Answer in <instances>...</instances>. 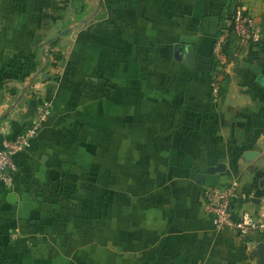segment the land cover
<instances>
[{"label":"crops","instance_id":"0c3cea01","mask_svg":"<svg viewBox=\"0 0 264 264\" xmlns=\"http://www.w3.org/2000/svg\"><path fill=\"white\" fill-rule=\"evenodd\" d=\"M238 5L264 39V0H0V147L49 110L0 185V264H256L264 234L202 210L234 182L233 214L264 220V56Z\"/></svg>","mask_w":264,"mask_h":264},{"label":"built area","instance_id":"2783aa9c","mask_svg":"<svg viewBox=\"0 0 264 264\" xmlns=\"http://www.w3.org/2000/svg\"><path fill=\"white\" fill-rule=\"evenodd\" d=\"M227 25L231 27L233 33L243 42H257L261 39L262 31L253 20V17L246 12L245 7L238 5L229 15ZM227 35V29L221 30L214 39L212 54L222 61V45ZM210 93L212 99L217 97V86L211 84ZM48 107L41 103L37 106L34 116L29 124L9 139H3L0 148V185L4 188L10 187L12 174L15 170L13 156L23 150L30 140L39 130L41 123L47 118ZM234 182L222 187L205 188L202 195V210L208 217L215 229H229L238 237H244L251 232L258 235L264 234V220L255 217L247 211H240L233 214L232 202L239 197Z\"/></svg>","mask_w":264,"mask_h":264},{"label":"water","instance_id":"95a60500","mask_svg":"<svg viewBox=\"0 0 264 264\" xmlns=\"http://www.w3.org/2000/svg\"><path fill=\"white\" fill-rule=\"evenodd\" d=\"M188 52L190 53L191 49L190 47H187ZM262 80H258V82L260 84L262 83ZM253 155V152L250 151H246L245 154L242 155L243 159H248ZM224 170V165L222 163H217L215 165L212 166H208L205 168V173L206 174H213L215 172H220ZM204 176L203 174H196L195 176V181L198 180V178ZM254 257H256L257 261L256 264H264V238L263 240L257 242L254 245V252H253Z\"/></svg>","mask_w":264,"mask_h":264},{"label":"trees","instance_id":"16d2710c","mask_svg":"<svg viewBox=\"0 0 264 264\" xmlns=\"http://www.w3.org/2000/svg\"><path fill=\"white\" fill-rule=\"evenodd\" d=\"M246 12L248 13L247 9H246ZM249 14V13H248ZM250 15V14H249ZM217 35V34H216ZM251 45V44H250ZM251 46L257 48L260 50L261 54L264 56V39L263 37L257 41L256 43H253ZM52 59L51 61H46V65H54L55 64V61L58 59V53L56 52H52ZM12 138V137H11ZM1 148V147H0Z\"/></svg>","mask_w":264,"mask_h":264},{"label":"rangeland","instance_id":"374dc122","mask_svg":"<svg viewBox=\"0 0 264 264\" xmlns=\"http://www.w3.org/2000/svg\"><path fill=\"white\" fill-rule=\"evenodd\" d=\"M49 52L48 53H50L51 55L50 56H52V52H53V50H48Z\"/></svg>","mask_w":264,"mask_h":264}]
</instances>
